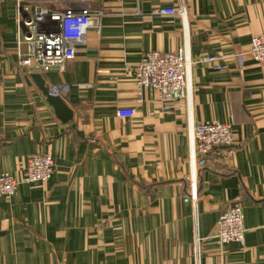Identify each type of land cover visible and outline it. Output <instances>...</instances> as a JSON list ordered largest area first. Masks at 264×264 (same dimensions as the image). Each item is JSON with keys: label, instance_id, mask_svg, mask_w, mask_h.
Returning <instances> with one entry per match:
<instances>
[{"label": "crops", "instance_id": "0c3cea01", "mask_svg": "<svg viewBox=\"0 0 264 264\" xmlns=\"http://www.w3.org/2000/svg\"><path fill=\"white\" fill-rule=\"evenodd\" d=\"M82 1L103 11L99 27L62 69L40 71L18 64V5L0 0V173L21 177L33 153L53 161L48 181L0 195V264H264V61L248 54L264 0H182L180 17L153 13L179 0ZM181 46L224 69L190 64L187 106L163 110L122 67ZM33 74L71 119L59 121ZM122 107L134 115L118 117ZM202 121L229 123L237 147L228 163L211 153L194 178L191 127ZM193 180L194 205L183 201ZM236 201L243 244L220 247L207 237Z\"/></svg>", "mask_w": 264, "mask_h": 264}, {"label": "built area", "instance_id": "2783aa9c", "mask_svg": "<svg viewBox=\"0 0 264 264\" xmlns=\"http://www.w3.org/2000/svg\"><path fill=\"white\" fill-rule=\"evenodd\" d=\"M18 5L15 18L17 24L18 64L49 71L62 69L65 62L75 58V46L86 41V30L99 27L101 9H90L82 0H15ZM184 2L179 0L176 6H162L153 13L182 16ZM248 54L255 61H264V33L251 37ZM240 55V54H239ZM219 55H200L196 60L189 59L185 46L174 51H147L139 62L124 64L122 71L128 75L137 88L138 94L147 89L158 92L157 99L163 110L178 104L183 109L188 102L190 87L187 73L190 64H207L214 70H222ZM139 100V98H138ZM135 113L133 107H122L116 111L121 118H130ZM192 175L195 178L209 162L210 154L217 152L225 163L232 158L237 147L229 123L202 121L191 127ZM53 171V161L47 153H33L26 158L21 177L11 173H0V195L14 193L19 183H44ZM184 202L196 203L197 187L193 180L189 185ZM245 226H243V208L240 201L230 204L221 213L207 237L222 247L226 243L243 244Z\"/></svg>", "mask_w": 264, "mask_h": 264}, {"label": "water", "instance_id": "95a60500", "mask_svg": "<svg viewBox=\"0 0 264 264\" xmlns=\"http://www.w3.org/2000/svg\"><path fill=\"white\" fill-rule=\"evenodd\" d=\"M33 79L40 91L46 96V101L51 108H53L56 117L62 122H66L72 118V110H70L64 103L59 94L45 84L43 77L40 74H33Z\"/></svg>", "mask_w": 264, "mask_h": 264}]
</instances>
